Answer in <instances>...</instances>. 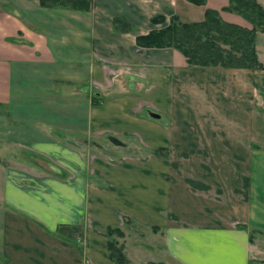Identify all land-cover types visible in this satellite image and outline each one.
<instances>
[{"label": "crops", "instance_id": "obj_1", "mask_svg": "<svg viewBox=\"0 0 264 264\" xmlns=\"http://www.w3.org/2000/svg\"><path fill=\"white\" fill-rule=\"evenodd\" d=\"M182 1L82 11L0 0V264H115L108 226L126 215L161 229L165 264H250L264 252L260 82L202 78L227 68L136 43L164 25L152 17L181 16ZM115 17L134 31H116ZM232 104L244 126L221 120ZM107 135L126 138L124 154L98 151Z\"/></svg>", "mask_w": 264, "mask_h": 264}, {"label": "trees", "instance_id": "obj_2", "mask_svg": "<svg viewBox=\"0 0 264 264\" xmlns=\"http://www.w3.org/2000/svg\"><path fill=\"white\" fill-rule=\"evenodd\" d=\"M188 1L201 6L208 0ZM40 5L89 11L92 0H40ZM222 10L239 14L251 26L226 20L219 9L207 7L204 18L197 21H183L178 14H172L169 18L165 15L152 17L153 24L164 25L138 34L136 43L145 48H174L184 55L191 66L264 69L256 43L258 34L264 33V5L259 0H228ZM114 28L116 31H134V26L121 17L114 18ZM102 102L103 99L92 96L93 104ZM132 223L138 225L126 215L123 217V226H108V249L115 264L129 263L125 243L119 238L125 236L124 226ZM152 229L159 228L153 226Z\"/></svg>", "mask_w": 264, "mask_h": 264}, {"label": "rangeland", "instance_id": "obj_3", "mask_svg": "<svg viewBox=\"0 0 264 264\" xmlns=\"http://www.w3.org/2000/svg\"><path fill=\"white\" fill-rule=\"evenodd\" d=\"M259 1L264 5V0H259ZM226 4H228V0H208V2L205 5L198 6L187 0H184L180 4L181 9L179 13L183 21L201 20L204 17L205 9L207 7H213V8L219 9L221 11L222 16L226 20L234 21L242 25H246V26H251V24L239 14L223 11L222 7ZM256 43H257L259 58L264 63V33L258 34ZM177 52H178L176 56L177 62L183 63V66H184V64H187V63H185L186 62L185 57L180 51L175 50V49H169L166 51V54L170 58L169 60H171V56L175 55ZM175 68L176 67H174L169 72L172 73L173 71H175ZM249 72L250 71L248 69L246 71V70L227 68V70L217 71L216 69L213 70V69L208 68V69H199L198 76H201L202 78H207V77L213 78L214 77V78H218L219 81L220 79H227L225 81H228L230 79L231 83L233 80L238 82L237 80L245 78L247 80L246 84L250 86L252 89L254 86L251 84L250 79L255 78L257 79L258 82H260V84L259 83L257 84L259 89L257 88L256 91L264 95V69H258L257 72H255L252 77L249 76ZM213 73H215L216 75L213 76ZM217 73L220 75V78L217 76ZM194 80L196 81L197 79H194ZM201 82L202 80L199 81L198 84L200 87L203 88L204 85L206 84L203 82V85L201 86ZM260 90H262L263 92ZM235 105L236 104H232L231 108H227V110H229L228 116H227L228 123L225 122L223 117L221 119L223 123H226L227 127L230 126V127L238 128V127L244 126L245 115L239 116V109H236ZM262 105H264V103ZM167 120H170L169 117H164L162 122H167ZM112 137H116L120 142L114 141ZM96 141H97V146L100 145L98 147L96 146L98 151L102 150L103 154L104 153H108V154L118 153V152L124 154V151L127 148L126 147L127 145H125L126 138L107 135V136H102L101 138H97ZM89 144H91L90 141H89ZM90 146H94V145L91 144ZM116 146H122L121 148L123 149H118ZM98 151H95V152L90 151V154H88V158L90 159L92 154L97 156ZM131 151H132V148L131 149L129 148L127 153H130ZM190 153L202 154V152H197V151L190 152ZM164 154H167V153L164 152ZM174 158L176 157H174V152H172V156L169 157V160H173ZM42 159L38 157L39 167L40 169L46 171L49 168V164ZM124 232H125V236L122 238H119V240L125 243V253L127 252L126 255L128 254L127 258L129 260L128 264H165V262L163 261L164 251H165L164 250L165 247L163 243L164 234L161 231V229L154 230L148 226H144L141 224L137 225L136 223H132V224H126L124 226ZM252 234L253 232L250 233V239L252 243H256L255 242L256 238L258 236H262L257 233L253 235ZM253 237L255 238L254 240H253ZM262 240L264 241V234H263V237H259L258 242H262ZM260 245H261L259 246L260 249L264 250V243H261ZM251 257H252V262L250 264H264V252L260 253L259 251L253 250Z\"/></svg>", "mask_w": 264, "mask_h": 264}, {"label": "water", "instance_id": "obj_4", "mask_svg": "<svg viewBox=\"0 0 264 264\" xmlns=\"http://www.w3.org/2000/svg\"><path fill=\"white\" fill-rule=\"evenodd\" d=\"M114 141L120 142L116 137H112Z\"/></svg>", "mask_w": 264, "mask_h": 264}]
</instances>
